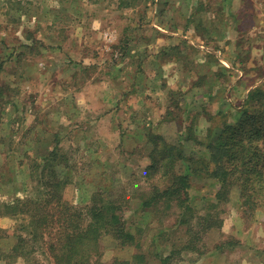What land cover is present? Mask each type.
<instances>
[{"label":"rangeland","instance_id":"obj_1","mask_svg":"<svg viewBox=\"0 0 264 264\" xmlns=\"http://www.w3.org/2000/svg\"><path fill=\"white\" fill-rule=\"evenodd\" d=\"M258 89L264 0H0V264H59L61 212L101 194L136 234L133 244L101 235L102 264H197L191 253L221 242L233 259L222 247L203 264H264V126L245 113L264 109ZM223 128L243 138L241 166V149L262 145L246 168L261 169L257 190L239 173L221 187L197 162ZM157 135L181 147L175 170L191 173V187L183 204L147 209L153 184L166 185L145 176ZM46 158L63 183L48 205ZM29 195L42 210L7 206Z\"/></svg>","mask_w":264,"mask_h":264},{"label":"trees","instance_id":"obj_2","mask_svg":"<svg viewBox=\"0 0 264 264\" xmlns=\"http://www.w3.org/2000/svg\"><path fill=\"white\" fill-rule=\"evenodd\" d=\"M264 93L261 89H258L253 94V98H259L261 94ZM246 117L248 121H252L255 124L262 120L264 126V109L257 107L255 110L250 109V107L245 110ZM260 119V120H259ZM244 121V119H242ZM228 129L232 130L234 127L230 124L227 126ZM257 133V131H256ZM153 150H152V160L151 163L145 169V176L149 181H153L156 175H159L163 180H165L166 185L161 187L160 185L153 184V193L142 201L144 208H150L154 204L160 201L176 199L179 203L183 204L185 200L189 199V188L190 184V172L181 173L176 171V165L180 159L185 158L182 155V149L179 145L171 143L164 140L162 135H157L154 137ZM192 138L189 137L188 139ZM256 138V134L251 136V143L253 139ZM235 136L234 132H229L227 128L221 129L216 138H213L208 144V155L209 158L206 160L203 158L197 160L201 163L207 172H210L212 178L218 179V183L221 187H224L226 183L234 184V180L230 177L233 173H239V182L248 183L253 182L252 189L257 190L258 187L254 185L255 178L254 175H258L261 169H254L252 173L246 171L247 167H255L261 162L262 145L260 143H255L252 145L244 146L241 152L244 156V162L241 164L235 163L236 159H240V153L234 150L236 145H239L243 140ZM250 139V137H248ZM161 146V147H159ZM262 147V149H261ZM53 157H56V153L59 150H53ZM264 156V151H263ZM194 158V157H193ZM195 159V158H194ZM49 158L43 161L44 167L40 171L39 181H45L46 183V193L49 196L47 199V205L50 202L58 198L61 201V188L62 182L59 180L58 174L55 172L56 165L49 162ZM255 163V164H254ZM246 171L247 173L243 172ZM194 171V170H193ZM244 179V181H243ZM261 184V188H264V181ZM161 187V188H160ZM220 187V188H221ZM221 192L219 191V194ZM264 198V197H263ZM44 200V198H43ZM96 200V197H95ZM264 200V199H262ZM22 201V202H21ZM24 201V202H23ZM165 202V201H164ZM16 203V202H15ZM22 203V207H19ZM7 203V206L13 208V210H19L20 212L26 211V206H33L35 210H42V199L33 198L31 195L27 196L25 199L18 201L16 204ZM20 208V209H17ZM76 208V207H75ZM119 208L112 199L105 198L103 194L99 198V201H95L93 204L86 206L85 211L74 212L67 214L61 212L60 222H67V224L62 228L60 232V244L59 252L55 253L56 263L59 264H102L101 260L93 259L99 247V238L101 235L112 234L119 239L133 244L136 241V234L127 227L125 220L120 217L118 213ZM29 209V208H27ZM33 209V210H34ZM55 209V208H54ZM30 210V209H29ZM77 212V213H76ZM63 213V214H62ZM35 221H46L47 215L43 214H32ZM64 217L66 221H63ZM56 220V218H54ZM85 245V252L80 254L82 247ZM14 249H17L16 247ZM56 249V247H55ZM93 251V254L90 253ZM165 259L167 257H164ZM29 264V263H25Z\"/></svg>","mask_w":264,"mask_h":264},{"label":"crops","instance_id":"obj_3","mask_svg":"<svg viewBox=\"0 0 264 264\" xmlns=\"http://www.w3.org/2000/svg\"><path fill=\"white\" fill-rule=\"evenodd\" d=\"M230 232V231H229ZM222 247H227V250L225 251V253L226 254H222L223 256H225V255H227L228 254V256H229V258H230V260H232L233 258H232V254H233V249L232 248H230V247H232V246H229V245H224L223 244V242H221V243H218L217 245H216V248H215V252H212L211 254H214V255H212L211 256V254L210 255H208L209 253H208V251L206 252H204L202 255H198V254H195L194 252L193 253H191V256H192V258L193 259H195V258H198V261H197V264H198V262H199V264H203L204 262H207L208 260H207V258H211V257H215V256H219L220 257V254H221V248ZM193 249V248H192ZM192 251H195V249H193ZM229 252H231V253H229ZM221 255V256H222ZM209 256V257H208ZM167 257V256H166ZM168 258V257H167Z\"/></svg>","mask_w":264,"mask_h":264}]
</instances>
